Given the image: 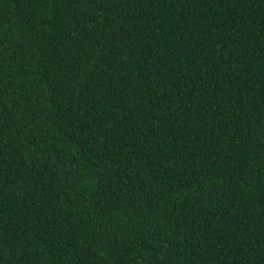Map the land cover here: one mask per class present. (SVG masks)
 Masks as SVG:
<instances>
[{
	"label": "trees",
	"instance_id": "16d2710c",
	"mask_svg": "<svg viewBox=\"0 0 264 264\" xmlns=\"http://www.w3.org/2000/svg\"><path fill=\"white\" fill-rule=\"evenodd\" d=\"M0 264H264V0H0Z\"/></svg>",
	"mask_w": 264,
	"mask_h": 264
}]
</instances>
